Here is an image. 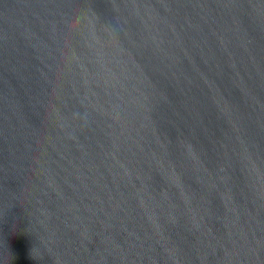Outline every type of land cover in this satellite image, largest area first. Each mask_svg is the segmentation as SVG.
<instances>
[{
    "label": "water",
    "instance_id": "obj_1",
    "mask_svg": "<svg viewBox=\"0 0 264 264\" xmlns=\"http://www.w3.org/2000/svg\"><path fill=\"white\" fill-rule=\"evenodd\" d=\"M0 264H264V0H0Z\"/></svg>",
    "mask_w": 264,
    "mask_h": 264
}]
</instances>
